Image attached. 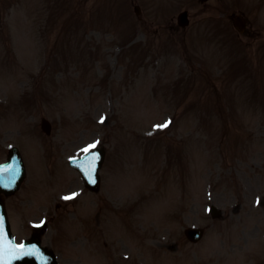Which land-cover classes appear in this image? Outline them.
<instances>
[{"label":"rangeland","instance_id":"1","mask_svg":"<svg viewBox=\"0 0 264 264\" xmlns=\"http://www.w3.org/2000/svg\"><path fill=\"white\" fill-rule=\"evenodd\" d=\"M6 1L0 162L14 145L28 170L6 200L13 228L45 217L61 264H258L264 16L238 36L212 21L214 0H139L142 34L129 0ZM183 10L182 35L169 20ZM93 145L107 151L98 193L67 165ZM191 226L205 228L196 245Z\"/></svg>","mask_w":264,"mask_h":264},{"label":"water","instance_id":"2","mask_svg":"<svg viewBox=\"0 0 264 264\" xmlns=\"http://www.w3.org/2000/svg\"><path fill=\"white\" fill-rule=\"evenodd\" d=\"M93 153H88L85 158H83L80 161H88L90 159H92L94 156ZM100 160V159H99ZM93 163V161H92ZM100 165V161L97 162V167H99ZM96 167V169H98ZM78 169V168H77ZM96 169L95 167H93V165L90 164V166H88L87 168H80L81 174L83 179L86 182V185L92 189V190H97L98 188V178L96 175ZM10 183V181H7V184ZM40 254L45 257L43 262L47 263L49 261V257L47 256L46 252H44V250L39 249ZM37 253L34 251V249L30 246H27V249L25 250V252L23 253V255L21 257H18L13 254V253H6V254H1V257H4L3 259V263L2 264H31L33 262H38L41 263V259L40 258H36ZM11 260V262H10Z\"/></svg>","mask_w":264,"mask_h":264}]
</instances>
